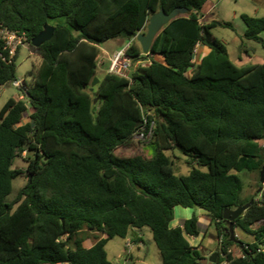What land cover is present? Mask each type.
<instances>
[{"label": "trees", "instance_id": "trees-1", "mask_svg": "<svg viewBox=\"0 0 264 264\" xmlns=\"http://www.w3.org/2000/svg\"><path fill=\"white\" fill-rule=\"evenodd\" d=\"M207 1L0 0V27L23 35L40 59L19 87L22 98L0 109V264H112L108 241L142 228L161 264H201L200 247L186 237H199L198 219L170 228L175 207L209 216L220 245L215 264H264V182L234 222L251 243L231 242L223 219L224 210L249 202L240 200L238 173L264 168V61L230 60L212 30L232 26L201 23ZM176 7L189 14L171 20L143 53L135 37L151 14ZM240 19L245 39L264 51V16ZM46 24L54 27L51 39L33 47ZM115 39L128 43L132 64H146L129 77H99V46ZM197 45L208 53L194 63ZM8 53L0 40V88L16 81ZM148 130L153 156L116 153ZM176 150L186 175L166 155ZM23 154L26 169H15ZM22 175L26 182L10 201ZM83 232L99 237L85 247Z\"/></svg>", "mask_w": 264, "mask_h": 264}, {"label": "rangeland", "instance_id": "rangeland-1", "mask_svg": "<svg viewBox=\"0 0 264 264\" xmlns=\"http://www.w3.org/2000/svg\"><path fill=\"white\" fill-rule=\"evenodd\" d=\"M264 4V0H208L205 5V10L200 17L201 23L207 24L210 22H225L232 26V29H227L223 26H216L212 32L217 39L224 43L227 48L230 60L234 64L240 66L244 64H258L264 61V51L261 45L256 42H251L245 39V25L240 19L242 14H247L249 17H263L264 10L260 6ZM146 33V29L142 32ZM261 38L264 40V32L261 33ZM137 43V42H136ZM139 46V44L137 43ZM128 47V43L122 39L110 40L108 42L102 43L100 48V54L97 57V74L102 77L105 74H109L111 63L113 58L120 51H125ZM202 51H206V48L196 46L193 62L196 63L203 56ZM249 54V57L247 54ZM241 58V60H239ZM121 65H116L115 71L123 76L130 75L131 70H133L138 65H145L146 62L132 64L129 59L120 60ZM40 59L34 55V53L29 48L28 44H23L17 49L15 53V65H16V81L19 82H30L29 71H35L39 66ZM127 65L125 68L124 65ZM189 74V72H188ZM21 92L19 87H13L11 84H6L0 88V109L8 99H21ZM30 110L24 114V117L28 115ZM150 138L142 139L140 133H136L131 144L128 147H121L116 152L121 156H132L134 154H140L142 156L150 158L155 154V149L150 146ZM258 144L264 148V141H259ZM166 155L172 160L174 168L177 175L188 174L190 168L186 163V158L179 151H168ZM25 154L21 158L16 159L14 162L15 169L25 170L27 163L25 161ZM240 179L242 180V192L240 193V200L242 203L250 201L253 197L257 195L259 188L257 187L260 182V175L257 172L238 173ZM25 176H21L13 182V193L8 198L10 201L17 194V191L25 184ZM259 199V197H257ZM256 198V199H257ZM174 216L170 224V228H175L183 225V222L192 216H196L198 219V229L200 232L199 237L192 239L186 236L188 241L193 246H199L201 249V255L204 258L211 256L214 252L219 249L220 245L215 237V232L213 226L210 223L209 216L201 211L194 210L193 208H181L175 207L173 210ZM138 231V230H137ZM140 236L143 238L141 243L134 244L131 240L132 235H128L126 239H121L120 237H114L109 240L105 246V251L108 260L112 264H161V259L159 252L155 243L153 242L152 236L148 229L142 228L139 230ZM83 236L88 237V243L94 242V237L99 235L83 232ZM234 235L243 243H251L252 237L242 233L239 229L234 230ZM129 240V241H128ZM233 254H237L239 249L233 247L231 249Z\"/></svg>", "mask_w": 264, "mask_h": 264}, {"label": "water", "instance_id": "water-1", "mask_svg": "<svg viewBox=\"0 0 264 264\" xmlns=\"http://www.w3.org/2000/svg\"><path fill=\"white\" fill-rule=\"evenodd\" d=\"M189 14V10L186 8H174L171 12L166 13L163 10H160L157 13H152L151 16L148 19L147 25H146V33H139L136 35L135 40L139 44L141 50L143 53L149 52V49L151 47V44L155 37L160 33V31L163 29L164 26H166L171 20L176 18L177 16L187 15ZM216 24H219V22H215ZM54 31V27H52L49 24H46L42 31H40L36 36H34L31 39V45L35 48H38L40 45L45 43L46 41H49L52 37ZM99 81L98 78H95L93 82L90 84V89L97 84ZM94 103H96V100H94ZM259 183L263 184L264 182V168L260 171V179ZM254 202L253 199H251L248 203L245 205H238L235 209H226L223 212V219L226 221L227 224V231L229 234V240L231 242H236L237 239L234 235V227H235V220L242 215V213ZM217 254L215 252L207 257L204 258L201 261V264H215L216 263Z\"/></svg>", "mask_w": 264, "mask_h": 264}, {"label": "built area", "instance_id": "built-area-1", "mask_svg": "<svg viewBox=\"0 0 264 264\" xmlns=\"http://www.w3.org/2000/svg\"><path fill=\"white\" fill-rule=\"evenodd\" d=\"M0 40L3 41L5 49L9 51V56L12 58L15 56V53L17 52V49L25 44V37L23 35H17L15 33H12V31L7 30L6 28L0 27ZM129 59V57L126 56L125 51H120L117 53L115 58H113L112 63H111V68L110 72L111 74L123 76L119 73V71H115L116 65H121L120 60H126ZM130 61V60H129ZM124 67L126 68L127 65L125 64ZM23 83V82H22ZM22 83L19 81H14L11 83L13 87H22ZM140 137L142 139L151 137V130H148L146 134L144 132H140Z\"/></svg>", "mask_w": 264, "mask_h": 264}, {"label": "crops", "instance_id": "crops-1", "mask_svg": "<svg viewBox=\"0 0 264 264\" xmlns=\"http://www.w3.org/2000/svg\"><path fill=\"white\" fill-rule=\"evenodd\" d=\"M260 8H262L263 10H264V4H262L261 6H260ZM208 53V50H207V52L206 51H202V54H203V56H201V58H200V60L199 61H201V59L206 55ZM198 62V61H197ZM196 62V63H197ZM182 226V225H181ZM178 227H180V226H178ZM140 231L138 230H134V231H132V238L131 239H137V238H142L141 236H140V233H139ZM192 238V237H191ZM131 239H129V240H131ZM193 239V238H192ZM128 240V241H129ZM88 240H86V242L84 243V246L85 247H89V246H91L93 243H91V244H89L88 242H87ZM143 241V238H142V240L139 242V243H141Z\"/></svg>", "mask_w": 264, "mask_h": 264}]
</instances>
